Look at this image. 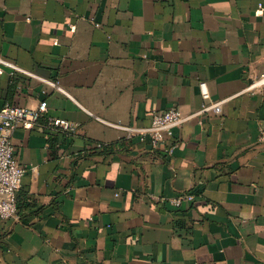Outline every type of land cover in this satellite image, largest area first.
Segmentation results:
<instances>
[{
    "label": "crops",
    "instance_id": "0c3cea01",
    "mask_svg": "<svg viewBox=\"0 0 264 264\" xmlns=\"http://www.w3.org/2000/svg\"><path fill=\"white\" fill-rule=\"evenodd\" d=\"M0 55L21 69L0 67V108L47 102L12 136L0 264H264V0H0ZM168 109L170 156L123 128Z\"/></svg>",
    "mask_w": 264,
    "mask_h": 264
},
{
    "label": "built area",
    "instance_id": "2783aa9c",
    "mask_svg": "<svg viewBox=\"0 0 264 264\" xmlns=\"http://www.w3.org/2000/svg\"><path fill=\"white\" fill-rule=\"evenodd\" d=\"M0 67L10 70H21L14 63L0 55ZM25 72V71H21ZM58 91L62 89L56 82L45 80ZM264 87V72L257 74L246 87L247 91H254ZM199 95L202 100V108L197 114L212 111L219 114L222 101L212 102L204 82L199 83ZM47 102L40 101L35 108L21 107L13 104H6L0 108V221H7L17 218V193L20 188L21 179L26 174L27 168L21 165L15 155L12 145L13 133L19 128L32 127L39 119L45 118ZM185 118L177 109L155 113L151 118L150 125L145 129L123 127L128 134L138 133L140 136H148L152 151H163L170 156L175 148L173 130L181 126ZM47 128L66 134H73L77 129V123L73 120L50 117L46 118ZM258 141L264 143V128L260 129ZM97 148L101 144H96ZM194 196L190 193H182L171 199L175 207H179L185 201H192Z\"/></svg>",
    "mask_w": 264,
    "mask_h": 264
},
{
    "label": "trees",
    "instance_id": "16d2710c",
    "mask_svg": "<svg viewBox=\"0 0 264 264\" xmlns=\"http://www.w3.org/2000/svg\"><path fill=\"white\" fill-rule=\"evenodd\" d=\"M95 148H97V147H95ZM18 200V199H17Z\"/></svg>",
    "mask_w": 264,
    "mask_h": 264
}]
</instances>
